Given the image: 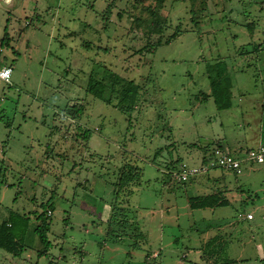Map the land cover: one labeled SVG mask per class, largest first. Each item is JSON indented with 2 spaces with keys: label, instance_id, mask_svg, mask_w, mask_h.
<instances>
[{
  "label": "rangeland",
  "instance_id": "obj_1",
  "mask_svg": "<svg viewBox=\"0 0 264 264\" xmlns=\"http://www.w3.org/2000/svg\"><path fill=\"white\" fill-rule=\"evenodd\" d=\"M156 5L0 0V67L12 70L9 83L0 81V222L14 212L35 224L32 216L50 208L52 244L39 257L29 235L18 257L0 249V264H264V164L245 163L237 176L212 168L186 184L173 178L181 163L201 168L202 148L217 141L232 155L264 144V49L239 55L264 47V0H165L160 39L177 26L180 35L138 53L157 39L147 33ZM218 62L231 88L212 95ZM110 71L139 85L150 77L134 127L113 107L116 99L106 104L85 93L90 77L101 79L107 100ZM74 102L84 108L78 119L65 113ZM80 127L91 131L88 141ZM124 157L141 177L117 197L132 228L111 231L125 235L115 242L106 223ZM216 191L229 206L189 208V197ZM215 237L219 257L205 248Z\"/></svg>",
  "mask_w": 264,
  "mask_h": 264
},
{
  "label": "trees",
  "instance_id": "obj_2",
  "mask_svg": "<svg viewBox=\"0 0 264 264\" xmlns=\"http://www.w3.org/2000/svg\"><path fill=\"white\" fill-rule=\"evenodd\" d=\"M156 3L158 5H156L152 10H149L152 20L150 26L147 28V33L148 35L156 36L157 39L154 42H148V44H145L138 51V53H143L145 51L151 52L161 45H168L173 40H175L176 37L179 36L181 33V29H179V26H177L175 31L171 35L166 37L164 41L160 39L162 31L166 27V18L159 11L165 3V0H156ZM113 7V3H109L104 12L102 13V18L106 22L105 27H108V22H110L109 19L112 14ZM252 25L253 24L249 25L250 29H252ZM6 32L7 28L5 27L4 39L7 37ZM251 46L252 49L250 51L245 50V48H243L239 51V55H257L261 50L264 49L263 44ZM104 71L107 72L109 70L105 69ZM106 76H108V80L106 81H109L111 84V95L107 100L104 99L106 91V82L101 79L99 80L90 77L85 89V93L87 95H91L95 99L100 100L101 102H105L106 104H111L112 100L116 99V103L113 105V107L118 109L122 114L127 115L129 127H134L135 122L133 121L132 115L134 111L137 108L143 106L145 102V97L147 94L145 86L150 81V77L144 78L143 84L139 85L135 84L133 81H126L123 77L111 71L107 73ZM121 86L123 87V89H120ZM130 88H134V90L132 91L130 90ZM210 88L212 95L218 94L221 91H225L231 88V79L228 75L227 68L221 62L216 63L214 66V73L212 75V78L210 79ZM205 97L207 98L209 96L206 95ZM80 103L81 102H74L72 105H68L65 109L66 115L73 119H78L83 116L84 108ZM261 110L262 112L260 119V140L264 143V103L261 106ZM79 129L81 132V137L84 139V141H88L91 136V131L85 128L82 130L81 127ZM213 148H222L220 141H217L216 145L213 146ZM212 149H209V147L207 146L202 148V163H205L206 154ZM122 161V165L119 168L120 171L118 174L117 182L116 185H114V193L116 197L115 205L111 206L109 219L106 223L108 226L107 230L109 231V233H111V231L115 232L118 230L127 232L132 228V224L128 223L126 215L127 210L123 206L121 207V204L119 205L117 197L121 193L123 195L126 194V197L130 194L131 191L129 190V188L134 184L139 183L140 181L141 170L139 169V167L131 164L125 157ZM175 161L180 162L181 159H177ZM232 174L237 176L235 173ZM191 179L184 183H177L186 184ZM188 204L189 208L192 210L215 209L219 207H227L230 205L229 201L225 198V195L221 191H216L208 195L189 197ZM46 205L47 207L49 206L48 203ZM50 216V208L46 211H42L41 213H37L32 216L35 221V224H33L31 223L30 216L10 212L7 218L0 222V249L14 257H18L28 247V244L26 243L27 237L29 235H33L38 239L40 243V248L37 250V255L39 257L48 256L49 250L52 247V244L48 237L50 232ZM109 233H107L108 236H110ZM111 236L110 239L115 242L120 241L123 237H125L124 234L122 237H120L117 233H111ZM114 237L117 238L115 239ZM220 244V242H216V237L207 242V244L205 245L207 254H209V256H213V254L218 256V251L223 250ZM132 246L136 247L135 245ZM82 253L85 254V252L83 251ZM215 259H217V257ZM224 263L232 264L234 263V261L227 260L224 261Z\"/></svg>",
  "mask_w": 264,
  "mask_h": 264
},
{
  "label": "built area",
  "instance_id": "obj_3",
  "mask_svg": "<svg viewBox=\"0 0 264 264\" xmlns=\"http://www.w3.org/2000/svg\"><path fill=\"white\" fill-rule=\"evenodd\" d=\"M12 70L4 66L0 68V80L9 83ZM264 164V145H259L256 149H249L241 155H232L225 147L213 148L206 154V161L201 168H189L185 164H179L178 171L173 173V178L177 182H187L192 177L206 172L212 168H219L227 172L239 175L242 173L245 163ZM247 219H252L248 214Z\"/></svg>",
  "mask_w": 264,
  "mask_h": 264
},
{
  "label": "crops",
  "instance_id": "obj_4",
  "mask_svg": "<svg viewBox=\"0 0 264 264\" xmlns=\"http://www.w3.org/2000/svg\"><path fill=\"white\" fill-rule=\"evenodd\" d=\"M4 66H7V65H2L1 67H4ZM1 67H0V68H1ZM7 67H8V66H7ZM0 81H1V80H0ZM2 82H3V81H2ZM4 83H5V82H4ZM260 119H261V118H260ZM222 144H223V143H222ZM223 145H224V144H223ZM224 195H225V194H224Z\"/></svg>",
  "mask_w": 264,
  "mask_h": 264
}]
</instances>
